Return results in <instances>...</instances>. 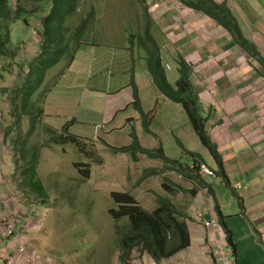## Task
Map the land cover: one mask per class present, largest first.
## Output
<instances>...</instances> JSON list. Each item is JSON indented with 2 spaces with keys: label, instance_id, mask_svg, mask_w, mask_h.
Returning <instances> with one entry per match:
<instances>
[{
  "label": "rangeland",
  "instance_id": "374dc122",
  "mask_svg": "<svg viewBox=\"0 0 264 264\" xmlns=\"http://www.w3.org/2000/svg\"><path fill=\"white\" fill-rule=\"evenodd\" d=\"M156 1L82 0L81 10L68 18L67 26L75 31L88 17L90 25L84 29L75 61L70 62L68 53L59 65L48 71L43 87L35 96L38 100L39 95H46V113L29 137L31 144L41 147L36 181L40 179L44 185L45 196L38 195L40 192L37 193L33 185L31 174L35 166L29 159L22 161L20 154L22 142L30 131L29 118H24L19 131H12V125L7 128L10 135L7 137L17 157L13 174L22 177L20 186L27 204L35 206L41 218L36 244L58 262L121 264L120 241L131 227L128 218L114 220L109 215V210L115 207L111 199L113 191L133 195L148 211L157 207L159 195L172 197L180 204L181 193H176L175 189L178 182L186 179L181 172L163 170V166L169 164L160 159L138 153L135 160L132 153L114 151L113 148L132 144L131 133L138 136L143 148L152 151L162 148L168 158L182 165L193 166L194 160L202 157L213 167L184 107L178 102H169L157 85L151 86L155 80L147 65V45L142 41L151 42L147 37L151 23L152 27H159V19H150L144 13ZM10 4L17 8L19 0H11ZM24 6L33 13L38 10V14L24 13L25 16L12 25V48L17 59L0 57L2 67L7 65L10 70L17 66L15 72L22 78L44 43L39 42L44 28L40 24L46 16L44 10L40 13L39 4ZM134 70L144 112L149 114L157 109L155 121L149 128L145 127L149 117L136 110L134 97L131 98L132 88L126 87ZM166 70L173 81L174 64L170 62ZM2 77L8 78L9 72L3 70ZM11 121L13 124V114ZM65 128L78 138L84 152L74 144L52 143V136ZM13 143L17 147L14 148ZM81 163L89 164V179L75 167ZM154 168L163 172L144 176L146 170ZM206 182L212 184V180Z\"/></svg>",
  "mask_w": 264,
  "mask_h": 264
},
{
  "label": "crops",
  "instance_id": "0c3cea01",
  "mask_svg": "<svg viewBox=\"0 0 264 264\" xmlns=\"http://www.w3.org/2000/svg\"><path fill=\"white\" fill-rule=\"evenodd\" d=\"M213 1L231 10L240 27V41L227 29V20L216 19L181 0H157L144 12L150 19H159V27L151 23L147 33L158 41L164 64H174L173 83L179 76V58L189 65L200 114L217 146L228 182L226 185L217 175L200 178L202 181L187 178L178 182L186 192L178 196L180 204L175 203L190 218V247L159 264H223V260L213 257V251L219 249L228 264H264V0ZM14 69L3 78L0 65V226L11 213L26 206L27 212H33L34 208L27 204L21 189L22 177L13 174L17 157L7 137V128L12 125L11 91L16 79H21ZM153 96L157 98L156 93ZM211 160L213 167L202 157L194 163L198 162V168L206 165L216 171ZM194 163L186 166L193 170ZM206 180H212V184ZM222 223L232 234L235 257L226 243ZM37 233L21 223L17 236L0 250V264L19 243L36 245ZM143 263L157 264L148 255Z\"/></svg>",
  "mask_w": 264,
  "mask_h": 264
},
{
  "label": "trees",
  "instance_id": "16d2710c",
  "mask_svg": "<svg viewBox=\"0 0 264 264\" xmlns=\"http://www.w3.org/2000/svg\"><path fill=\"white\" fill-rule=\"evenodd\" d=\"M10 1L0 0V57H11L12 53H14L12 48L13 23L23 18L25 16L23 15L24 13L32 15L38 14V10L33 13V11L26 9L24 4H39L41 7L40 13L44 10L46 14L43 19L44 43L42 49L39 51L37 57L30 62L28 68L29 73L25 76L24 82L16 86L11 92V101L13 103L12 114L14 119L11 129L12 131H19L24 118H29L30 131L22 142L20 154L22 161L29 159L28 162H31L35 166V171L31 174L32 182L37 193L40 192L38 195L45 196L46 189L44 185L40 179L36 181L38 179L37 168L40 163L41 147L40 145L31 144L29 141V137L33 136L45 112L44 107L38 106L35 96L45 83L48 71L58 65L68 53L70 54V62H74L80 49L79 42L83 36L84 29L90 25V17L84 19L83 23L75 31V29L72 30V28L67 26V23L68 18L79 11L81 0H19V6L17 8H14L10 4ZM187 3L190 7L203 10L219 20H227V28L235 35L238 41L241 40L240 27L231 13L225 11V8L218 6L213 0H188ZM26 22L30 26V22L28 20ZM147 37L151 40V46L148 42L146 44L145 41H142V43L147 45V65L156 84L168 98L180 103L184 107L197 139L214 160L216 165V171L214 172L227 185V178L222 168V159L217 151V146L212 142L205 128V118L200 114L199 100L190 79L188 66L180 59L178 61V81L175 85L170 83L166 76L163 58L156 41L149 32ZM142 39L144 40V38ZM73 42H76V44L73 45ZM245 43L242 42V45ZM261 64L264 66V61ZM131 84L135 90L134 106L140 114L149 117L145 121V127L149 128L155 121L157 109L146 114L139 99L134 74L131 79ZM64 131L65 134L62 133L52 136V143L55 145L74 144L80 151L84 152L85 148L81 145L78 138L69 134L67 128ZM131 138L132 144L130 146L113 148L114 151L116 153H132L135 160H137L136 155L138 153L146 155L151 159L163 160L164 163L169 164V166L164 165L163 170L166 168L170 171L175 170L181 172L186 179L202 181L196 174L198 171V162L194 163L193 170H190L189 167L182 165L177 160L168 158L162 148L157 151L143 148L135 133H131ZM14 142H16V139H14ZM75 167L84 178L89 179L91 177L89 164H75ZM163 170L161 171L155 168L148 169L144 176L159 175ZM175 190L176 193L186 192L179 185H177ZM111 199L115 204V207L109 210L111 218L114 220L128 218L131 227L129 234L123 235L120 241L119 261L121 264H129L135 249H138L142 255L150 256L159 264L190 247V234L187 226V221H190V218L183 211L178 210L172 197L159 195L157 198V207L153 211H148L142 207L137 199L129 193L113 191L111 193ZM216 211H219L218 208H216ZM217 214L221 219L220 213L218 212ZM221 226L226 243L235 257L236 248L233 243L232 234L223 223Z\"/></svg>",
  "mask_w": 264,
  "mask_h": 264
},
{
  "label": "built area",
  "instance_id": "2783aa9c",
  "mask_svg": "<svg viewBox=\"0 0 264 264\" xmlns=\"http://www.w3.org/2000/svg\"><path fill=\"white\" fill-rule=\"evenodd\" d=\"M200 174L205 176H213L206 167L200 168ZM25 223L26 227L33 230H39L41 218L33 212H27L26 208L16 213H11L2 220L0 226V250L11 239L15 238L18 234V228L21 223ZM222 250L213 251V257L217 260H223V264H228V259L221 256ZM4 264H67L58 262L49 253L42 252L34 243L18 244L13 252L5 257ZM129 264H142L141 254L138 250L134 251L133 258Z\"/></svg>",
  "mask_w": 264,
  "mask_h": 264
},
{
  "label": "clouds",
  "instance_id": "9594fccd",
  "mask_svg": "<svg viewBox=\"0 0 264 264\" xmlns=\"http://www.w3.org/2000/svg\"><path fill=\"white\" fill-rule=\"evenodd\" d=\"M187 1L188 0H181V2L183 3V4H187L188 6H189V4L187 3ZM185 2V3H184ZM81 3H82V0H81ZM147 7H148V5H147ZM150 7V6H149ZM79 10H81V7L79 8ZM146 11H149V10H147L146 9ZM225 11L226 12H230V13H232L231 12V10L230 9H225ZM77 14V13H76ZM75 15V14H74ZM233 16V15H232ZM234 18H235V16H233ZM215 18V17H214ZM217 19V18H216ZM236 19V18H235ZM43 26V20H42V23L40 24V26ZM39 26V27H40ZM44 27V26H43ZM228 29V28H227ZM229 30V29H228ZM148 34V33H147ZM151 34V33H150ZM152 35V34H151ZM41 37V36H40ZM153 39H155V41H156V44L158 45V47H159V49H160V45L158 44V41L156 40V38H155V36L153 37ZM42 41H44V37H42V39L39 41V42H42ZM149 41H151V40H149ZM150 46H151V42L150 43H148ZM41 49H42V47H41ZM40 51V50H39ZM39 51H37L36 52V56H34V58L35 57H37V55H38V53H39ZM16 52H14V53H12V59L14 58H16L17 59V56H16V54H15ZM160 53H161V49H160ZM3 57V56H2ZM9 57V56H8ZM7 57V58H8ZM33 58V59H34ZM180 60V59H179ZM75 61V60H74ZM30 64V63H29ZM28 64V65H29ZM60 64V63H59ZM58 64V65H59ZM163 64H164V62H163ZM21 65H22V63H21ZM27 65V66H28ZM166 65H168V63L167 64H164V68H165V72H166V76H167V78H168V80L170 81V77H168V72H167V70H166ZM186 65H187V63H186ZM20 66V65H19ZM57 66V65H56ZM55 66V67H56ZM188 66V68H189V65H187ZM2 67V66H1ZM14 67H16V69H17V66H14ZM178 67H179V65H178ZM21 68V67H20ZM29 68V67H28ZM53 69V68H52ZM3 70H6V71H9V68H8V66L6 65L5 67H3ZM2 70V71H3ZM51 70V69H50ZM190 70V69H189ZM14 73L16 74V72H15V69H14ZM26 73L28 74L29 73V69L26 71ZM190 73H191V70H190ZM48 74V73H47ZM178 74H179V72H178ZM18 78H21L20 80L21 81H19L18 79H16V83L14 82V85H13V88H12V90L16 87V86H18V85H21L23 82H24V79L25 78H22V77H20V76H18ZM47 78V77H46ZM134 78H135V76H134ZM152 78H153V76H152ZM178 78H179V76H178ZM154 79V78H153ZM178 81V80H177ZM176 81V82H177ZM176 82H172V81H170V83H172L173 85H175L176 84ZM135 83H136V81H135ZM155 84H156V82H155ZM44 85V84H43ZM137 85V84H136ZM157 85V84H156ZM158 86V85H157ZM43 87V86H42ZM129 87H131L132 88V90H133V93H134V102H135V90H134V88H133V86H132V84H131V82H130V84H129ZM137 88H138V94H139V99H140V90H139V87L137 86ZM159 88V87H158ZM41 90V89H40ZM12 92V91H11ZM164 94V93H163ZM197 94V93H196ZM37 95V94H36ZM198 96V95H197ZM165 97H167V96H165ZM45 98H46V95L44 94L43 96L42 95H39V98H38V100H37V104H38V106L39 107H44V111H45ZM168 98V97H167ZM168 99H170V98H168ZM11 100H12V95H11ZM171 100V99H170ZM171 101H173V100H171ZM173 102H175V101H173ZM11 104H12V109H13V103H12V101H11ZM132 104V103H131ZM134 104V103H133ZM141 104H142V102H141ZM142 108H143V105H142ZM45 113L46 112H44V115H45ZM11 115H12V113H11ZM43 115V116H44ZM42 119V118H41ZM132 121L133 119H128V121ZM65 134V131L63 130V132H58V135L59 134ZM74 136V135H73ZM211 139V138H210ZM66 145H68V144H66ZM66 145H57V146H66ZM40 164V163H39ZM202 166H204V167H206L210 172H212L213 173V176H205V175H201L200 174V168L202 167ZM202 166H200L199 168H198V171H197V176L199 177V178H215L216 177V173L214 172V171H212L210 168H208L206 165H202ZM174 200V199H173ZM174 202H175V200H174ZM27 207L28 206H26V209H27ZM33 207V206H32ZM32 209H34L35 210V212H36V214H38V209H36V207L34 206V208H32ZM38 216L40 217V215L38 214ZM189 223V221H187V224ZM41 224H42V222H41ZM36 231H39L38 229L36 230ZM37 245V244H36ZM38 246V245H37ZM40 249V248H39ZM41 250V249H40ZM135 250H138V249H135ZM134 250V251H135ZM134 251H133V253H132V258H133V254H134ZM139 251V250H138ZM141 254V253H140ZM145 255H142L141 254V262H142V264H144L143 263V257H144ZM132 258H131V260H132Z\"/></svg>",
  "mask_w": 264,
  "mask_h": 264
}]
</instances>
